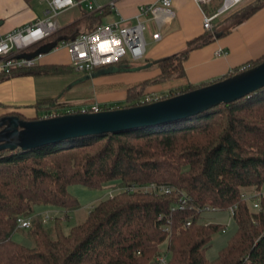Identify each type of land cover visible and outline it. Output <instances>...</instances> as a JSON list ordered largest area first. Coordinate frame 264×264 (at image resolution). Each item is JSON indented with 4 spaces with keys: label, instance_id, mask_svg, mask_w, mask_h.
<instances>
[{
    "label": "trees",
    "instance_id": "obj_1",
    "mask_svg": "<svg viewBox=\"0 0 264 264\" xmlns=\"http://www.w3.org/2000/svg\"><path fill=\"white\" fill-rule=\"evenodd\" d=\"M259 5L240 10L234 15L235 22ZM73 32L72 25L57 29L46 42L57 37L64 42L75 35ZM206 41L193 40L182 52L154 61L159 73L126 87L124 107L145 103L141 96L147 85L183 77L182 61L187 51ZM263 60L264 54L227 76ZM61 70L43 65L14 75H52ZM194 88L171 90L163 98ZM108 182H116L120 191L93 205L67 234L61 231V220L54 219L53 226L48 227L34 213L35 205L75 210L79 204L69 193L70 186L100 190ZM148 184L174 190L154 194L133 189ZM262 184L264 87L175 121L70 138L33 149L3 150L0 264H160L159 256L163 264H264V199L257 210L240 199V192ZM177 191L187 197L192 210H170L178 200ZM231 205H235L231 215L234 234L216 257L208 260L205 250L224 226L204 221L201 210L212 207L223 211ZM20 217L30 219L31 225L18 228ZM166 219L168 231L164 230ZM186 220H190L188 226H184ZM18 232L25 233L30 247L14 240Z\"/></svg>",
    "mask_w": 264,
    "mask_h": 264
},
{
    "label": "crops",
    "instance_id": "obj_2",
    "mask_svg": "<svg viewBox=\"0 0 264 264\" xmlns=\"http://www.w3.org/2000/svg\"><path fill=\"white\" fill-rule=\"evenodd\" d=\"M107 1L92 0L94 12L87 11L84 2L61 12L57 17L58 29L72 25L73 33L76 34L89 31L96 24H108L119 18L132 23L138 15L140 6L157 2V0H114L115 10H111L107 7ZM220 1L210 0L208 4L199 6L193 0H171L173 18L159 29L160 37L157 40L151 38L152 32L156 31L154 23L144 18L147 38L144 39L146 41L143 57L135 61L124 59L108 66L119 69L117 72L91 76L99 70L95 69L89 74L78 75L79 73L69 65V57L67 62L60 61L59 49L68 56L63 45L62 48H58L60 41L52 50L43 53L34 67L55 65L67 67L70 71H61L52 75L13 74L0 78V116L13 113L31 120L44 118L51 112L65 114L88 110L94 104L102 107L105 105L103 108L124 107L126 87L151 80L159 73L154 61L182 52L188 42L199 38H207V41L187 51L182 61L183 77L147 85L143 95L160 94L162 96L159 99H162L171 90L185 86L197 88L209 84L227 76L236 68L259 59L264 54V0H242L228 13L212 21L209 30H203L202 14L213 13ZM253 4L260 5L242 21L235 22L233 15ZM45 7V0H0V32L5 34L17 27L34 23L43 17ZM219 32L222 34L215 36ZM1 76L3 75L0 74ZM47 76L64 77L68 92L64 99H58L54 95L37 96L34 91V79ZM83 93L86 94L82 95ZM109 185L115 186L116 182L104 183L95 193L89 192L91 190L88 191L80 185H72L68 191L79 204L76 209L82 206L91 208L95 201L112 195L107 194L104 188ZM115 188L118 189L116 186ZM50 210L62 213L64 217L59 219L61 221L67 219L66 215L71 212H64L48 205L34 206V213L38 215ZM14 240L23 243L19 232L14 235Z\"/></svg>",
    "mask_w": 264,
    "mask_h": 264
},
{
    "label": "built area",
    "instance_id": "obj_3",
    "mask_svg": "<svg viewBox=\"0 0 264 264\" xmlns=\"http://www.w3.org/2000/svg\"><path fill=\"white\" fill-rule=\"evenodd\" d=\"M46 7L43 11V17L24 26L17 27L10 32L2 34L0 32V74L11 76L14 73L33 68L41 53L33 58L20 57L22 54L34 52L37 46L48 39L58 29V15L81 2L85 3V8L89 12L95 9L90 0H45ZM197 5H205L210 0H193ZM242 0H221L215 11L209 15L202 14L201 26L203 30H209L211 23L216 18L228 13L237 3ZM108 9L115 10L114 0L107 1ZM144 18L150 19L155 26L156 31L152 32L151 38L157 40L160 37L159 29L168 24L173 18L171 10V0H157V2L142 5L139 8L138 15L134 22L127 23L123 19L108 23L96 24L91 30L78 32L71 39L60 42L67 50L70 67L84 74H89L95 69L105 68L121 62L124 59L132 61L139 60L144 54V31L146 24ZM157 99L145 97V103ZM99 105L94 104L87 112H98L102 110ZM60 115L57 112H51L46 117ZM134 190L150 191L154 194H166L174 188L164 185L148 184L142 187H133ZM178 200L170 207L174 210H192L194 207L187 197L180 191ZM240 199L247 202L251 209L257 210L260 207V201L264 199V184L260 187H252L240 192ZM235 205L227 208L229 215L233 214ZM204 211H218L216 208L203 207ZM158 218H161L160 216ZM190 220L184 222L188 226ZM31 225L30 219L18 218L17 226L20 229L28 228ZM169 221L166 219L164 230L168 231ZM224 231V228L221 232ZM160 264L164 263L163 257H157Z\"/></svg>",
    "mask_w": 264,
    "mask_h": 264
},
{
    "label": "water",
    "instance_id": "obj_4",
    "mask_svg": "<svg viewBox=\"0 0 264 264\" xmlns=\"http://www.w3.org/2000/svg\"><path fill=\"white\" fill-rule=\"evenodd\" d=\"M62 39L43 43L34 52L20 57L33 58L52 50ZM154 63V62H153ZM117 68L99 69L91 76L117 72ZM264 87V60L245 70L171 97L135 106L79 111L24 120L17 115L0 117V151L33 149L65 139L118 133L140 127L175 121L204 112L219 104H228Z\"/></svg>",
    "mask_w": 264,
    "mask_h": 264
},
{
    "label": "rangeland",
    "instance_id": "obj_5",
    "mask_svg": "<svg viewBox=\"0 0 264 264\" xmlns=\"http://www.w3.org/2000/svg\"><path fill=\"white\" fill-rule=\"evenodd\" d=\"M90 1H92V0H90ZM220 29H221V27H220ZM146 38H147V35H146V31H145L144 32V39H146ZM46 41L47 40L43 41L41 43V45ZM62 47H63L62 44L58 45V48H62ZM59 52H60L59 53L60 54V57H59L60 61L67 62L68 56L65 54V52L62 51V49H59ZM59 68H63V71H67V70L70 71L69 68H67V67H59ZM105 68H108V67H105ZM78 73H79L78 75L81 74V72H78ZM72 75H75V74H72ZM64 80H65L64 77H60V76H47V77L35 78L34 79V91L37 94V96H39V97H46V96H53L54 95V96H57L58 99L62 100L68 95V92L66 91L67 85L65 84ZM151 84H160V83H151ZM85 94L86 93H83L82 95H85ZM145 96H149L150 99H159V97H161L162 95H160V94H146V95H142L141 98L144 99ZM49 103H51V101ZM52 103H54V102H52ZM50 106H52V105H50ZM100 107L103 108L102 106H100ZM104 188L106 189L107 194H114V193L120 191V189H116L115 186H112V185L111 186L109 185V186L104 187ZM89 192L95 193L98 191L91 190ZM97 202L98 201H95L93 205H95ZM89 208H88V206H82L81 208L73 210L69 214H67L66 215L67 219H64L63 221L60 222V228H61L62 233L67 234L70 227L77 225L80 222H82L84 220V218L86 217V214L88 213ZM40 217H41L43 223L49 227V226H53L54 219H56V218L57 219H63L64 215L62 213H59L58 211L50 210V211H46V212H41ZM202 217H203L204 221H206V222L219 223V224L224 226L223 227L224 231L216 233L212 237L208 248L205 250V257L208 260H212L216 257L218 251L225 245L226 241L234 234L236 226H235L233 219L231 218L228 211H226V210H223V211H204V212H202ZM19 234L23 238V244L30 247L32 244L25 237V233L19 232Z\"/></svg>",
    "mask_w": 264,
    "mask_h": 264
}]
</instances>
